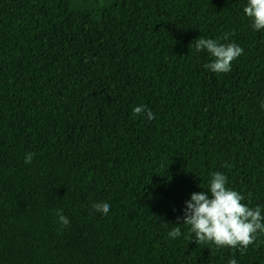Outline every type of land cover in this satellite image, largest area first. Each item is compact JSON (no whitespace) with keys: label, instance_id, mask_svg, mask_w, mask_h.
<instances>
[{"label":"trees","instance_id":"obj_1","mask_svg":"<svg viewBox=\"0 0 264 264\" xmlns=\"http://www.w3.org/2000/svg\"><path fill=\"white\" fill-rule=\"evenodd\" d=\"M247 4L0 0V264H264V233L242 252L183 225L215 172L264 216V29ZM199 37L243 53L214 73Z\"/></svg>","mask_w":264,"mask_h":264},{"label":"clouds","instance_id":"obj_2","mask_svg":"<svg viewBox=\"0 0 264 264\" xmlns=\"http://www.w3.org/2000/svg\"><path fill=\"white\" fill-rule=\"evenodd\" d=\"M244 13L253 22L254 30L264 29V0H248ZM195 48L197 52L207 50L211 54L214 58L213 62L205 67L218 74L229 72L231 62L243 53V49L235 43L224 45L216 40L202 37L195 40ZM145 113L149 121L154 119V114L142 105L133 109L134 116ZM33 156V153H27L25 163L30 164ZM226 183V176L215 172L206 192L193 193L191 199L186 202L183 225L190 226V233L194 234L196 244H214L217 248L230 246L233 249L239 245V250L243 252L254 242L256 233H264V223H262L264 216L261 214L260 207L249 208L242 204L244 197L228 189ZM207 193L211 194V198ZM93 207L104 215H107L110 209L108 203H96ZM57 215L61 227L69 224L66 216L60 213ZM179 220L180 218H178V224ZM168 235L171 238L179 237L180 226H176ZM228 264H237V262L230 259Z\"/></svg>","mask_w":264,"mask_h":264}]
</instances>
